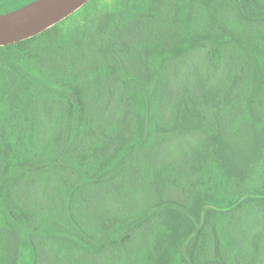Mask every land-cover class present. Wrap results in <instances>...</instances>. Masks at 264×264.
<instances>
[{"label": "trees", "instance_id": "16d2710c", "mask_svg": "<svg viewBox=\"0 0 264 264\" xmlns=\"http://www.w3.org/2000/svg\"><path fill=\"white\" fill-rule=\"evenodd\" d=\"M34 1L18 0L5 11L1 10L0 15ZM252 1L262 7L258 13L262 18L245 14L244 18L251 22L254 19L264 21V0ZM199 4L200 0H169V13L165 10L166 17L158 19V22L165 21L164 25L158 24L156 32L147 30V24L133 31L128 26L129 20H125L123 29L112 28L111 15L100 14L92 26L71 37L65 50L58 51L54 45V54L45 56L40 49V44L48 37L57 39L54 28L0 48V264L130 263L127 262L129 252L123 257V250H118L117 240L122 237V231L117 230H107L111 234L104 238L109 242L106 252L75 260L67 251L70 245L80 241L90 218L107 229L121 223L120 215L125 216L131 210L143 216L141 224L130 228L137 234L134 232L129 237L132 241L134 236L140 235L139 240L147 246L139 251L141 264L166 263L165 254L172 240L185 238V244L194 239L190 234L196 224L189 212L196 216L205 212V220L192 244L194 250L190 260L191 264H199L194 256L202 241H206L207 230L219 218L223 206L236 203L234 197L222 198L210 183L219 177L238 189L243 203L251 199L247 195L249 171L242 173L243 185H238L233 181L235 177L223 171V143L218 141L216 134L220 130L218 122L221 124L232 113L224 101L218 102V98L232 97L237 110L234 116L244 124L246 133L255 138L251 140L261 147L264 117L254 110L257 98L251 88L256 59L264 53V38L253 48L254 58L245 52L246 59L232 83L237 90L213 92L214 89L201 91L197 88L178 96L172 103L176 91L167 89L169 82L165 83V91H169L163 95L167 94L168 101L171 100L170 107L165 116L159 117L161 122L155 126L152 142L144 149V159L149 158L146 163L152 177L142 183L145 189L133 190L141 193L142 198L133 202L134 208L127 205L128 201L127 208L122 202L123 209L112 207L113 210L106 211L97 203L99 198L110 196L111 191H115L119 203L121 194H125L126 176L130 170L133 172V164L140 159L144 143L138 148L130 147L123 158L120 152L124 143L140 135L142 105L151 100L150 96L144 97V89H138L136 83H141L142 77L145 82L151 81L150 74L145 71L151 59L158 60V70L166 74L173 61L168 58L171 50L188 47L187 40L201 32L192 29L193 32L183 38L181 31L185 24L181 26L175 21L181 5L196 11ZM150 10L147 8L141 18H147ZM156 15L148 18L157 22ZM170 20L174 22L172 27ZM202 48L205 50L207 46ZM18 56L25 60L17 65ZM259 68L264 70L261 59ZM88 71L94 73L93 90L80 81L81 73ZM51 77L59 80V87ZM115 90L120 103L116 104L114 117L126 112L119 126L111 124L109 113L116 97ZM138 90L143 96H137ZM133 116H136L135 126H131ZM215 121L217 130L213 125ZM205 129L209 136L203 134ZM189 132H192V139L198 140L191 146L187 142ZM259 152L263 165L264 154L260 148ZM91 170L92 177L88 173ZM148 182L151 183L147 185ZM218 200L223 203L218 208L223 209L213 213L207 211L205 207L216 205ZM91 202L96 209L92 217H87ZM122 222L125 224L124 219ZM216 260L219 263L221 257L218 255ZM173 262L180 264V256L174 257Z\"/></svg>", "mask_w": 264, "mask_h": 264}, {"label": "rangeland", "instance_id": "374dc122", "mask_svg": "<svg viewBox=\"0 0 264 264\" xmlns=\"http://www.w3.org/2000/svg\"><path fill=\"white\" fill-rule=\"evenodd\" d=\"M17 1L0 0V11H5L8 5L10 6V4ZM168 3L169 0H91L79 11L54 26L53 28L58 34L57 39L54 41L48 37L40 44V49L44 50L45 56L54 54L53 50L55 48L58 51L65 50L71 37L76 33H81L88 26H92V22L100 14L111 15L110 26L112 25V28L119 26L120 29H123V23H125V20H129L131 24H128V26L130 25L133 31H137L139 27H144L147 24V30L156 32L158 24L164 25L165 21L158 22V19L166 17L165 10L169 13L167 11ZM147 8H151V10L146 17L157 14V22L151 18H141L146 13ZM197 8L196 11H192L185 5H181L175 21L180 23L181 26L185 24L181 31L183 38H187L189 35L186 34L193 32L192 29L201 30V32L194 34L192 39L187 40L188 47H178L171 50L168 58H172L173 61L170 62L169 71L166 74L158 70L160 62L158 60L153 62V59H151L150 65L145 68V71L150 74L151 81L145 82L144 77H142L141 83H136L138 89H144V97L150 96L151 100H147L143 105L141 104L144 107V113H140L139 118L142 131L140 130V135L135 139L131 141L130 138L129 142L124 143L125 147L122 146L123 151L120 152V158L124 157L130 147L138 148L144 143L142 146L143 151L140 152L141 160L139 159L133 164V172L130 170V174L126 176L125 194H121L120 203L119 199L115 197V191H111L110 196L106 195L105 199L99 198L97 201L100 209L106 211L112 207L123 209L122 202L125 204L124 207L126 206L127 208V205H133L130 208H134L133 202H138V199L142 198L141 193H134L133 190L136 188L145 189L142 183L152 177L146 163L149 158L144 159V149L152 142L150 140L153 138L152 134L155 126L161 122L159 117L165 116L166 114L164 113L170 107H168V103H171V100L170 102L168 101L167 94L166 97L163 95V93L169 91H165V83L169 82L167 89L170 88L176 91L175 97L173 95L172 103H175L178 96H182L185 92L193 89L197 90V88H201V91H213L214 89L213 92L237 90L238 87L233 88L232 83L234 80L236 81L238 71H240L244 59H246V54L254 58L253 51L255 50L253 48L257 43H262L264 21L257 20L262 18L258 15L262 7L253 4L252 0H200ZM244 14L257 19L252 22L248 21L244 18ZM173 23V20L169 21L171 27L174 25ZM161 38L162 36H160ZM54 45H56L55 48ZM191 45L192 49L189 48ZM203 45L207 46L205 50L202 48ZM259 47L262 50L260 45ZM182 50L185 51L183 52ZM37 52H34V54ZM39 53L42 54L43 51H39ZM20 57H17V65L19 62L22 63V59L25 60V57ZM260 59L261 62L264 61V53H262ZM260 59L257 58L255 62L256 71H253L255 73L252 74L255 79L251 90H254L255 99L257 98V101L254 102V110L261 117H264V70L259 68ZM93 74L92 71H88L80 75V81L88 85L90 90L94 89ZM115 78L119 80L120 76ZM50 80L57 81L56 86H60L59 80L55 77H51ZM139 92L138 90L137 96H143ZM117 93L118 91L115 90L116 97L114 96L113 98L114 103L109 113L111 124L114 122L119 126L126 112L123 115L120 112L117 117H114L116 104L120 103ZM231 100V96L225 95L223 98H218V102L224 101L226 106L230 107L232 113L221 124L218 122L220 130L216 134L218 135V141L223 143L222 158L225 162L223 171L226 175L229 174L231 177H235L233 181H236L238 185H243L244 176L242 173L249 171L247 182L250 191L247 195L251 199L243 203L242 200L244 199L240 200L238 189L235 187L234 189L229 184L218 179L219 177L212 182L213 184L210 183L220 193L222 198L230 199L234 197L233 201H236V203L230 206H223L222 201L218 200L215 201L216 205L205 207L211 213L223 209L218 208V206H223L224 209L220 212L219 218L213 222L211 229L207 230L206 241H202V246L196 251L197 256H194V258L199 264H264V164H261L259 155V148L264 154V141L261 147L258 148V145L251 140L255 138L250 137L246 133L244 124H240V121L237 120V115L234 116L235 111H237L235 108L236 102ZM140 103L138 102V104ZM135 115L137 116V114ZM136 116L132 117L131 126H135ZM213 125L214 129L218 128L216 121ZM174 131L178 130L175 129ZM203 132V134L209 136L207 134L209 133L208 130L205 129ZM191 135L192 132L187 134V142H189L190 146L198 141L196 138L192 139ZM88 173L91 174V177L94 175L92 170ZM150 183L148 182L147 185ZM128 201L130 204H127ZM237 204H239L238 207H235ZM90 206L92 208H88L87 217H92L93 211L96 209L92 202ZM189 213V216L192 217L196 224L195 229L190 234L194 239L192 241L187 240L185 244V238L172 240L165 254L167 261L161 264H172L174 257L179 258V256L180 264H191L190 260L194 250L192 244L195 243L199 228L205 220V212L202 211L197 216L194 213L192 214V212ZM123 216L120 215L119 217L121 218V223H116L107 229L99 227L98 223H93L90 218V221L87 222L89 227L82 230L80 241L70 245L67 251L69 256L75 260H83L87 256H95L100 252L108 251L109 242L104 238L111 234L107 232L108 229H111L122 231V237L117 240L118 247H120L118 250H123L121 255L124 257L129 252L127 262L130 263L119 261L117 264H141L142 259H140L139 251L142 248H147V246L139 240L140 235L134 236L131 241L130 238L135 231H130V228L134 229L141 224L143 216L135 214V210L128 211ZM122 219H124L125 224H123ZM182 255L185 256V259H181ZM218 255L221 257L219 263L216 260ZM173 264L175 263L173 262Z\"/></svg>", "mask_w": 264, "mask_h": 264}, {"label": "water", "instance_id": "95a60500", "mask_svg": "<svg viewBox=\"0 0 264 264\" xmlns=\"http://www.w3.org/2000/svg\"><path fill=\"white\" fill-rule=\"evenodd\" d=\"M91 0H36L0 15V48L32 39L79 11Z\"/></svg>", "mask_w": 264, "mask_h": 264}]
</instances>
